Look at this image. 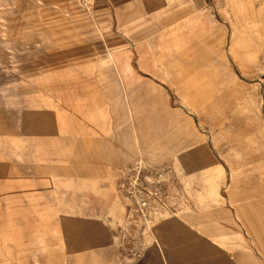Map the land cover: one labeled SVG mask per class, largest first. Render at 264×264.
I'll list each match as a JSON object with an SVG mask.
<instances>
[{"label":"rangeland","instance_id":"1","mask_svg":"<svg viewBox=\"0 0 264 264\" xmlns=\"http://www.w3.org/2000/svg\"><path fill=\"white\" fill-rule=\"evenodd\" d=\"M166 1L152 10L159 25L190 2ZM195 2L226 22L217 26L216 68H198L184 94L170 92L161 141L147 134L161 125L139 124L143 107L129 106L135 156L121 153L102 185L83 183L95 174L66 164V140L57 134L70 94L118 120L110 104L118 90L112 0H0V116L19 135L0 136V163L10 167L13 187L6 194L0 183V264H46L42 248L9 232L21 239L50 229L58 238L65 225L93 220L118 236L116 264H264V0ZM127 132L122 125L123 145ZM38 176L55 184H36ZM48 187L56 188L53 205L34 199ZM92 188L118 194L93 217L78 199ZM56 252V264H79L60 244Z\"/></svg>","mask_w":264,"mask_h":264},{"label":"crops","instance_id":"2","mask_svg":"<svg viewBox=\"0 0 264 264\" xmlns=\"http://www.w3.org/2000/svg\"><path fill=\"white\" fill-rule=\"evenodd\" d=\"M160 3L167 4V1L112 0L110 23L116 27V32L111 37V51L118 57V61H113L117 66H113L112 72L118 90L113 92L110 104L118 120H108L106 115L100 114L95 101L91 102L81 94H70L65 98L62 112L63 132L50 133L66 140L64 150L69 162L64 163L70 166L74 162L76 168L95 174L86 178L83 183L90 181L92 184L109 185L103 174L109 169L120 167L121 153L128 155L132 152V156H135L132 142L134 126L130 118L131 112H127L129 106L143 107L136 119L139 124L147 122L148 126L161 125L160 129L154 128V133L153 129L147 132L149 136L154 134L161 141L167 126L166 115L172 108L170 92L184 94L183 88L198 68H216L217 43L221 38L220 33H217V26L225 25L226 22L217 21L208 13L200 12L198 7L195 9V0H190L185 6L177 8L180 10L177 16L161 17L159 25L160 16L153 15L152 10ZM120 71L125 76L123 83L127 85L126 95L122 89ZM154 107L156 111L152 112ZM125 124L129 128L127 145L121 144L119 134L120 127ZM10 127L6 118L0 116V136L5 134L7 139L17 140L19 135L13 134ZM71 142H74L73 147ZM10 173V167L1 162L0 183L6 194L13 191ZM35 180L36 184L40 181L43 184H55L54 179L49 176L43 177V180L38 176ZM21 182L31 183L30 179L17 177L15 183ZM110 190L111 194L96 188L82 190L78 196L81 211H87L86 215L91 217L101 215L109 200L112 204L117 201L118 194L114 188ZM56 195V188L48 187L43 194L34 195V199L42 200L43 205H53L57 201ZM97 204H101V207ZM52 232L50 229L41 230L38 236L32 229L21 236V239L9 232V238L15 242H21L24 238L31 239L35 247L43 249V255L47 254L44 256L46 264H56L57 244L62 246L64 253L75 255L79 264H110V260L111 264H116L118 260V236L117 239L114 238V233L101 220H93L92 224L65 225L59 231L58 238ZM46 234L49 235L47 238ZM46 244L52 247L44 252Z\"/></svg>","mask_w":264,"mask_h":264},{"label":"bare ground","instance_id":"3","mask_svg":"<svg viewBox=\"0 0 264 264\" xmlns=\"http://www.w3.org/2000/svg\"><path fill=\"white\" fill-rule=\"evenodd\" d=\"M114 63V62H113ZM126 107V106H125ZM127 108V107H126Z\"/></svg>","mask_w":264,"mask_h":264}]
</instances>
